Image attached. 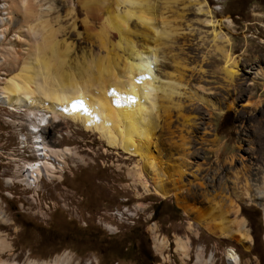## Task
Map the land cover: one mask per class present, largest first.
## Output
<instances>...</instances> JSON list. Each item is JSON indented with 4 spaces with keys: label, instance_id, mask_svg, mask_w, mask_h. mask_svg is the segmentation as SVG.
Listing matches in <instances>:
<instances>
[{
    "label": "rangeland",
    "instance_id": "374dc122",
    "mask_svg": "<svg viewBox=\"0 0 264 264\" xmlns=\"http://www.w3.org/2000/svg\"><path fill=\"white\" fill-rule=\"evenodd\" d=\"M35 1L36 14L27 16L0 0V90L28 57L58 65L53 37L62 73L81 82L90 54H105L99 34L106 18L91 12L98 1L87 8L83 0ZM158 7L170 33L158 46V70L182 82L174 100L182 108L165 102L155 133L171 195L163 198L149 176L140 177L138 156L109 147L80 123L0 105V239L8 244L0 264H229L230 248L240 264H264V209L238 198L264 179V0H167ZM228 56L238 67L232 76ZM39 123L40 136L33 133ZM43 144L68 151L62 164L44 158ZM38 160L54 169L27 185L22 171ZM178 165L187 169L185 191L172 181ZM233 201L249 228L246 243L207 228ZM180 237L186 252L177 247Z\"/></svg>",
    "mask_w": 264,
    "mask_h": 264
},
{
    "label": "bare ground",
    "instance_id": "6f19581e",
    "mask_svg": "<svg viewBox=\"0 0 264 264\" xmlns=\"http://www.w3.org/2000/svg\"><path fill=\"white\" fill-rule=\"evenodd\" d=\"M93 1L83 0L82 4L87 8ZM158 1L167 0H96L98 5L91 12L100 10L103 13L102 19L106 18L99 34L105 54H90L83 66V82L77 80L72 71H67L65 75L62 73L60 65L65 59L60 56L58 41L52 36L60 63L52 67L48 59L28 57L19 72L9 77L0 90V105L13 111H38L43 115L41 120H45L44 114L50 112L54 120L71 119L86 130L97 132L109 147L138 156L143 164L140 177L142 174L149 176L153 180L154 191L167 198L171 195L167 186L170 180L165 174L167 165L160 163L157 155L161 150L155 133L162 127V112L170 107L165 102H170L178 110L182 108L179 101L174 103L175 96L181 94L179 90L182 82L174 79L171 73H165L163 78L158 70L160 40L170 35L165 28L168 22L162 16ZM35 3V0H12L10 8L20 6L25 15L33 16L37 12ZM34 28L40 29L37 26ZM112 32L116 33L114 39L110 37ZM139 36L141 38L137 40ZM226 60V69L230 68L227 73L232 76L238 67L231 62L230 57ZM194 97L209 108L215 106L208 98L199 95ZM77 101H83V104L75 103ZM41 125L34 124L36 129H33V133L40 136ZM37 148L43 149L45 159L50 156L59 163L64 161L61 157L68 153L50 149L44 144L37 145ZM37 156L43 159L41 154ZM30 164V170L22 171L23 174L26 172L24 183L30 186L37 185L44 170L46 177H50L49 170L54 169L49 160H38ZM176 172L177 177L172 179L175 188L185 191V165H178ZM145 187L150 189L149 185L145 184ZM238 198L248 203L256 202L264 209V179L258 182L253 192H243ZM226 210L216 211L215 217L219 220L207 223V228L213 234L236 238L242 243L251 241L247 222L241 218L239 203L231 202V208ZM229 212L234 216L228 218ZM210 214L214 217V211ZM2 216L0 212V218ZM181 238L177 239V247L186 252L188 242ZM160 242L161 245L166 244V238ZM7 246V242L0 239V250ZM240 257L234 248L228 250L229 264H240Z\"/></svg>",
    "mask_w": 264,
    "mask_h": 264
},
{
    "label": "snow or ice",
    "instance_id": "6c2138e0",
    "mask_svg": "<svg viewBox=\"0 0 264 264\" xmlns=\"http://www.w3.org/2000/svg\"><path fill=\"white\" fill-rule=\"evenodd\" d=\"M75 103H79V104L82 105V104H83V101H77V102H75Z\"/></svg>",
    "mask_w": 264,
    "mask_h": 264
}]
</instances>
